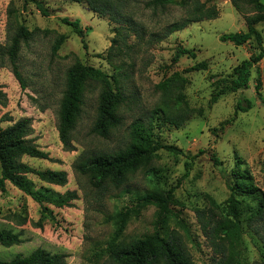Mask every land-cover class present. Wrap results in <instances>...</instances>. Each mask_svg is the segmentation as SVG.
Returning a JSON list of instances; mask_svg holds the SVG:
<instances>
[{
    "label": "rangeland",
    "instance_id": "rangeland-1",
    "mask_svg": "<svg viewBox=\"0 0 264 264\" xmlns=\"http://www.w3.org/2000/svg\"><path fill=\"white\" fill-rule=\"evenodd\" d=\"M38 1L48 9L49 16H41L29 1L0 0V46L8 47L20 26L29 32L28 40L21 42L17 55L25 88L22 89L15 79L7 61L0 67V127L28 119L29 138L49 155L50 160L22 156L20 161L35 169L64 171L67 175L64 186L47 184L28 175L34 188L59 194L74 191L77 198L70 207H50L52 220L42 218L38 204L6 182L5 191L0 190V229L20 234L23 242L10 248L0 246V259L8 260L16 254L27 255L42 248L65 254L66 264H113L105 256H95L113 233L109 216L129 204L135 194L150 192L156 187L161 191L172 189L175 202L170 206L191 225L196 245L188 242L174 221L169 223V230L179 238L194 263L228 264L219 253L227 250L226 242H212L201 232L197 211L204 210L209 215L212 200L220 204L229 196L224 178L213 163L212 153L227 172L234 167L235 157H239L241 168L251 174L255 186L264 195V104L257 99L254 90L255 70H252L247 89L232 93L227 88L232 69L257 51L250 44L236 47L219 40L222 34L245 32L246 18L257 13L254 6L248 0H240L242 12H239L231 0H168L164 7L153 9L146 6L150 0H124V13L143 28V36L137 38L126 27L112 23L108 16L93 13L84 0ZM196 2L206 8H215L217 18L191 23L166 36L172 24L188 18ZM63 17L80 20L84 43L70 27L60 22ZM256 29L264 46V22L256 25ZM116 34L120 36V51L114 50L109 56L110 40ZM61 35L65 41L57 53L52 54V46ZM178 46L193 49L195 59L183 56L173 62ZM200 61L207 63V70L186 72ZM75 63L113 75L112 85L125 97V102L118 110L121 124L108 137L92 134L101 87L91 83L72 131L74 149L65 151L58 138V113L66 73ZM258 67L262 82L260 92L264 98V56ZM175 73L186 83L181 91L173 90V97L181 93L185 103L176 105L174 99L168 103L172 110H177L173 113H188V120L179 128L159 121L154 133L157 140L175 146L182 154L159 150L147 167L129 174L118 188L110 184L94 187L89 176L74 170L81 155L124 149L130 142L132 123L148 119L151 111L161 105L157 84ZM242 98H247L253 107L246 113L234 115L235 104ZM230 119L231 123L223 130L218 129L221 122ZM186 156L196 157L188 177L182 178L184 163L188 161ZM155 211L154 207H148L138 220L130 221L123 240L128 242L151 233ZM213 211L220 215L218 210ZM240 228V264H264V220L245 215Z\"/></svg>",
    "mask_w": 264,
    "mask_h": 264
},
{
    "label": "trees",
    "instance_id": "trees-1",
    "mask_svg": "<svg viewBox=\"0 0 264 264\" xmlns=\"http://www.w3.org/2000/svg\"><path fill=\"white\" fill-rule=\"evenodd\" d=\"M25 1L33 3L41 16H49L48 9L41 1ZM84 1L93 13L102 17L108 16L112 23L126 27L137 38L143 36L141 25L135 22L130 15L124 13V0ZM239 1L231 0V4L237 11L242 12ZM248 2L254 6L257 13L246 18V31L222 34L219 36V40L230 42L236 47L245 44L254 46L257 53L251 54L249 58L242 60L232 69L230 78L227 80V88L232 93L247 89L252 70H255L254 90L257 99L264 104V98L260 92L262 82L258 67L264 56V46L262 36L256 29V25L264 22V3L262 0H248ZM167 3L168 0H150L146 6L156 9L164 7ZM192 8L188 18L180 23L172 24L166 36L185 29L191 23L217 18L215 8H206L204 4L197 2ZM60 22L70 27L72 32L84 43V30L80 25V20L63 17ZM28 36L29 32L20 26L18 31L12 35L10 45L8 47L0 46V67H3L7 61L22 89L25 88V83L17 65V55L21 42H26ZM118 37L120 36L116 34L110 40L109 56H112L114 50L120 51V39ZM64 41L63 35L55 40L51 49L52 54L57 53ZM183 56L195 59L196 53L193 49L178 46L174 52L173 62ZM97 57H100V54ZM205 70H207V63L200 61L187 68L186 72ZM113 77V75L109 76L98 68L81 63H75L68 69L65 89L59 105L57 126L58 138L65 151H73L74 149L72 131L81 115L85 93L91 83L101 87L96 118L91 133L106 138L121 124L122 120L118 110L124 104L125 97L115 91L116 89L111 82ZM185 83V79L175 73L157 84L156 89L160 91L162 96L161 105L151 111L148 119H137L132 123L128 145L124 149L112 153L81 155L74 164V170L81 175L89 176L94 187L110 184L118 188L129 174L147 167L159 150L182 154V151L175 146L165 145L157 140L154 129L159 121L179 128L188 120V113H173L177 110H172L168 103L173 99L176 105L185 103L183 94L177 93L173 97V90L181 91ZM120 90L122 89L120 88ZM216 97V95L213 96V101L216 100ZM252 107L253 104L247 98H242L235 104L234 115L238 112L246 113ZM231 121L232 119L221 122L218 129L223 130ZM30 132L28 119H20L7 127H0V190L4 192L5 183H10L38 204L42 218L52 220L54 217L50 207L57 209L70 207L77 196L74 191L59 194L49 189L34 188L28 175H34L40 181L56 186H64L67 183V175L64 171L35 169L20 161L22 156L50 160L47 153L33 144V140L29 138ZM195 157L186 156L188 161L184 163L185 170L182 178L188 177ZM211 157L224 178L229 196L220 204L212 200V208L208 211L209 215L204 210H198L197 218L201 232L208 235L212 242L217 240L226 242L227 250L219 251L221 259H225L228 264H240L242 253L240 221L245 215L251 219L264 220V195L255 186L251 174L246 169L241 168L242 160L239 157H235L234 167L229 172L222 167V162L214 153ZM152 177L154 176L152 175ZM172 192V189L161 191L154 187L150 192L135 194L129 204L109 216L108 219L114 228L113 233L110 239L96 251L95 256L97 258L105 256L113 264H195L179 238L169 230V223L174 221L188 242L196 245L191 225L179 211L170 206L171 202H175ZM148 207L156 209L151 233L128 242L123 240L129 222L138 220ZM213 210H218L220 215L218 216ZM38 225L40 226V222ZM20 236V234L10 230L0 229V246L10 248L20 245L23 242ZM66 259L67 256L63 253H51L45 249L37 248L27 255L19 253L8 260L0 259V264H66Z\"/></svg>",
    "mask_w": 264,
    "mask_h": 264
}]
</instances>
